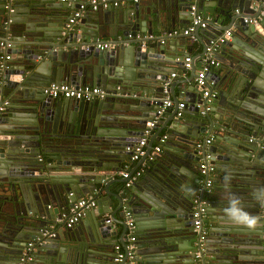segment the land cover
Returning a JSON list of instances; mask_svg holds the SVG:
<instances>
[{"label":"water","instance_id":"obj_1","mask_svg":"<svg viewBox=\"0 0 264 264\" xmlns=\"http://www.w3.org/2000/svg\"><path fill=\"white\" fill-rule=\"evenodd\" d=\"M70 1L0 0V41L9 44L0 47V61L9 54L0 70V104L8 100L0 111V264H114L110 227L121 225L117 240L122 245L123 209L134 220V255L119 264H264V205L254 199L264 188V0H198L204 26L196 24L187 33L194 0H172V10L163 15L145 0H122L116 7L88 9L67 27L69 15L86 0L70 6V14L54 10ZM261 13L256 24L243 21ZM164 26L176 28L180 41L166 54L159 37H147ZM117 36L103 50L80 48ZM217 37L222 41L213 57L225 70L220 76L208 70L205 80L213 83L209 91L222 84L235 99L219 100L222 92L217 91L200 113L203 87L194 83L200 62L191 58L185 78L181 62L192 41L200 44L204 58L208 41ZM68 81L96 85L104 96L71 100L42 92L49 82ZM174 86L181 87L177 95ZM167 94L172 107L151 127L145 153L136 162L143 163L142 174L122 186L133 171L128 178L117 177L130 160L126 147L142 137ZM178 99L184 107L174 119ZM36 114L39 127L22 118ZM28 122L34 127H25ZM162 130L163 152L147 160ZM210 134L211 162L237 163L232 171L248 175L222 189L232 190L230 196L239 197L242 207L260 218V226L239 230L217 223L198 243L190 220V198L197 189L192 184L199 181L195 144ZM101 192L108 205L115 199L108 216L86 210L74 227L63 226L62 214L76 200L91 195L98 206ZM205 201L209 215L215 205L228 206L222 198Z\"/></svg>","mask_w":264,"mask_h":264},{"label":"built area","instance_id":"obj_2","mask_svg":"<svg viewBox=\"0 0 264 264\" xmlns=\"http://www.w3.org/2000/svg\"><path fill=\"white\" fill-rule=\"evenodd\" d=\"M10 1V0H7ZM64 2L65 0H60ZM198 0H194L192 4L189 6V14L192 16L191 21L189 22V26L183 30L184 33H187L193 29V26L199 24L201 27L204 26V22L201 21V13L197 11L196 3ZM123 3L122 0H86L81 2L76 8L70 17L67 20V27L74 24L78 18H80L83 13L90 9H105L109 7H116ZM237 12V10H234ZM262 13L258 17H249L244 18L243 21L247 23L256 24ZM177 30H171L165 33L166 37L176 35ZM226 35H229V31H225ZM139 34H136L135 37L139 38ZM148 38H152L151 34L147 35ZM222 41L221 37H217L215 39H211L208 41L205 47V56L203 58L202 64H200V68L196 72V76L194 77V83L198 86L203 87L202 96L204 98L205 106L200 113H203L205 110L209 108L208 104L211 102L212 98L215 95L214 91H209V86L211 82H207L205 80V73L206 71L210 70L213 67H218L220 63L213 57L214 52L217 49V45L219 42ZM9 46L8 43H4V41H0V47L4 48ZM89 46L103 50L110 46V42L108 41H95L86 43L84 46L80 48H88ZM9 54H4L1 56L0 61V70L4 69L6 66L4 64V59H7ZM191 58L190 56H185L182 58V68L188 69L190 66ZM173 76V73L170 74ZM168 79L163 83V92L166 93V87L168 85ZM43 94L53 97V98H65L71 100H91L94 98H103L104 91L96 85H81L76 83H56V82H49L46 86L42 88ZM1 99V98H0ZM7 104L6 100H2L0 104V111L3 110L4 105ZM172 107V101L166 95L162 101L161 106L156 111L157 115L152 119V121L147 123L146 128L143 130L142 137L138 140L137 143H134L131 147H126L127 151H131L130 153V160L129 162L138 161L141 156L145 153V145L147 143V139L150 136L151 127L157 122V118L159 115ZM184 107L183 101H178L176 104L175 112L173 114V118L176 119L178 116L181 115V111ZM165 140V135L161 134L159 140L156 145L151 148V151L146 156L147 160L152 158L153 154L161 152V145ZM210 143V138H206L203 141H197L195 144V149L197 154L199 155L198 159V174H199V181L196 191L192 194L190 198V220H191V228L192 231L197 233V242L201 243L203 241L204 236L207 233L206 228L203 226L204 218L206 216V201L203 199V192L206 193L209 191L212 185V174L214 170V166L211 162L212 155L209 151L206 150V145ZM131 165H124L123 168L119 171L118 176L120 178H128L129 171ZM143 163H140L139 166L134 167L130 177L124 182V185H129L130 181L137 178L140 173L142 172ZM95 206V202L91 198H80L76 200L71 208L65 214H62V224L65 228L72 227L75 223H77L85 214L87 209H91ZM123 220L126 226L125 236L123 239V244L115 243L113 245V256L112 262L114 264H119L123 261V259L130 260L134 255V220L132 214L129 210L123 209ZM109 218L105 220L108 222ZM53 229L50 228L49 230H44L43 234L49 232V235H53ZM261 246L263 249L264 254V228L261 231ZM31 242L26 243V247H30Z\"/></svg>","mask_w":264,"mask_h":264},{"label":"crops","instance_id":"obj_3","mask_svg":"<svg viewBox=\"0 0 264 264\" xmlns=\"http://www.w3.org/2000/svg\"><path fill=\"white\" fill-rule=\"evenodd\" d=\"M42 1L45 4H47V5H50L51 3H54V5H56V3L61 2L60 0H42ZM145 1L150 2L149 8L150 9H154L160 15H163L168 10H172V0H170V1H168V0H145ZM77 2H78V0H72V1L68 2L67 5H62L61 4V7L54 8V10L70 14V12H71L70 6H75L77 4ZM121 4H124V3H121ZM143 7H145V5H143ZM164 27H165V28H163L164 30L161 29V31L159 30V31H156V32H152L151 35L159 37L160 43L164 44V48H165L164 54H166L167 52H169V50L171 48L172 49L173 48H177V46L180 45V41H178V39H176L175 35L166 37L165 33L168 32V31H171L173 29L169 30L168 26H164ZM174 29L176 30V28H174ZM138 33H140V32H138ZM118 37L119 36H117L116 38H114V37H106L105 39H100V41H108V42H110L112 39H117ZM188 47L190 48V53L187 54V55L190 56V58L193 57V60H195L196 62L198 61V63L200 62V64H202L203 58L201 57V46H200V44L198 42H196V41H192V43L189 44ZM214 56H217V54L215 53ZM215 59L217 60V57ZM217 61L220 63V65L218 67H213L211 69H213L215 71V74L220 76V75L223 74V72L225 70V67H223L222 63L219 60H217ZM200 64L196 67L197 70L200 68ZM188 74H189V69L181 70V76L183 78H185ZM63 83H70V82L68 81V82H63ZM86 85H89V84H86ZM211 85H213L212 82H211ZM26 88H27V91L25 93H26V95H29L28 89L30 87H26ZM213 91L215 92V94L217 93V91H221L222 92V94L220 95L221 97H220L219 100H226V99L234 100L235 99V95L233 93H231L229 88L227 86L226 87L223 86L222 84L218 85V88L216 90H213ZM173 92H174V95L179 94L181 92V87L174 86L173 87ZM223 93H225V94L223 95ZM167 96H168V94H167ZM212 100H213V98H212ZM6 101L8 103L7 99H6ZM178 101H183V100L182 99H178ZM251 106L256 108L255 105H251ZM22 118L24 120H29L30 119V120H33V122H36V123L38 122L37 124H38V127H39V122H40L39 120L40 119H39L37 114L34 115L33 117H30V118L29 117H22ZM187 118H189V117L187 116ZM161 120H162V118L159 117V118H157L156 121H161ZM34 125L35 124H30V122H28L25 125V127H34ZM27 132H30V130L27 131ZM31 132L34 133L36 131L33 130ZM161 134H166V132L164 130H162ZM207 138H210V142L212 141L211 134L208 135ZM156 144H157V142L153 141L152 142V147L154 145H156ZM161 152H163V148L162 147H161ZM167 152L170 153L171 151H167ZM219 152H222V151H218L217 155H220ZM136 162L137 161L131 163L129 161H126V162H124L123 166L128 164V165H131L130 168L133 169L137 165ZM18 165L19 164H15L14 166H18ZM226 165H227V162L222 161V160L219 161V162H216L215 164H213L214 170H213V174H212V178H213L212 179V185H211V187H210L208 192H206V193L203 192L202 196H203L204 200L207 199V200H212L213 201V200H216L217 198H222L224 202H226V203L228 202L229 203V198H230V194L229 193H231L232 190H228V188L222 189V187L226 186L225 185V183H226L225 182V177L226 176L229 177L231 175L232 178L229 177L230 178L229 180H231L232 182L236 181L237 178L246 179L248 177V175H246V174H241V172H239L238 169L234 168V171H232L233 170L232 166L238 165L237 163H234V165L230 164L229 166H226ZM181 169H182L183 172L189 173V171L187 169H185L183 167H181ZM141 174H142V172L140 173V175L136 179L140 178ZM233 176H234V178H233ZM117 177L120 178L118 175H117ZM196 177L199 178L198 172H197ZM192 185L195 187V186H198V183H193ZM110 186H114V184H112ZM218 187H220L222 189V192H221V190L217 191ZM227 187H229V185H227ZM87 197L91 198L92 196L88 195ZM97 201H98L99 205L96 206V201L94 200L95 206L93 208H91V209H87V212H93V214H95V215H96V213H98V215H101V216H108L109 213H111V211L113 210V205H114L115 199L112 198V203L113 204L112 205H108L107 200H106V195L103 192H101V193L98 194ZM221 208H222V206L215 205L211 210H209V211L212 212L210 215L206 213V216H205L204 222H203V226L206 228V230L209 229L210 227L219 226V224H217V223H232L231 220L224 214L223 210H221ZM101 211H104V212H102L100 214ZM114 215L116 216V218L118 217L116 214H114ZM218 216H225V218L224 219H217V218L213 219L214 217H218ZM84 217H85V214H84ZM74 226H75V224H74ZM110 228H111V231L114 232V234L110 235V237H109L110 241H111V247L113 248V245L115 243H119L118 240H117V237H118L119 233L121 232L122 227L117 222H112ZM238 228H240L239 230H241V229L247 230V228H244V227H238ZM217 230H220V229L217 228ZM216 233L219 234L221 232H216Z\"/></svg>","mask_w":264,"mask_h":264},{"label":"clouds","instance_id":"obj_4","mask_svg":"<svg viewBox=\"0 0 264 264\" xmlns=\"http://www.w3.org/2000/svg\"><path fill=\"white\" fill-rule=\"evenodd\" d=\"M229 179V177H225L226 186ZM254 199L264 205V188L256 190ZM223 211L235 226L244 227L249 230H255L260 226V218L247 212L242 207V201L235 194L230 196L228 206Z\"/></svg>","mask_w":264,"mask_h":264},{"label":"rangeland","instance_id":"obj_5","mask_svg":"<svg viewBox=\"0 0 264 264\" xmlns=\"http://www.w3.org/2000/svg\"><path fill=\"white\" fill-rule=\"evenodd\" d=\"M118 174H119V172H118ZM122 186H125L124 183L122 184Z\"/></svg>","mask_w":264,"mask_h":264},{"label":"flooded vegetation","instance_id":"obj_6","mask_svg":"<svg viewBox=\"0 0 264 264\" xmlns=\"http://www.w3.org/2000/svg\"><path fill=\"white\" fill-rule=\"evenodd\" d=\"M74 226V225H73Z\"/></svg>","mask_w":264,"mask_h":264}]
</instances>
